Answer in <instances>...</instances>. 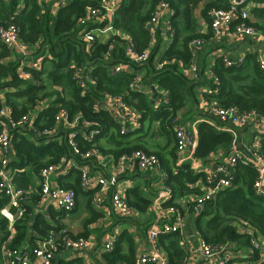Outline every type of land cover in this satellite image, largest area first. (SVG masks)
<instances>
[{
  "label": "trees",
  "instance_id": "obj_1",
  "mask_svg": "<svg viewBox=\"0 0 264 264\" xmlns=\"http://www.w3.org/2000/svg\"><path fill=\"white\" fill-rule=\"evenodd\" d=\"M203 1H210L203 13V17L209 21L211 20L209 13L212 10L229 11L230 9L229 0H122L115 17V29L130 37L138 51H143L147 49L150 42L146 24L151 19L153 11L159 3H169L174 11L172 25L176 34L162 60L182 61L188 67L192 64L193 57L189 48L190 43L196 39L206 43L214 36L212 28L206 35L193 34L186 38L180 36L185 26L182 21L183 15L188 16L192 8ZM98 2L69 0L70 4L67 7L53 14L50 8L43 12L38 0H11L9 3L0 0V28L15 24L19 27L21 38L26 44H38L40 50L45 49L39 57L35 58L40 51L34 55L35 60L42 59L40 70L25 68L31 76L30 80L19 78L17 62L6 67L2 66L1 59L8 55V51L0 54V80L2 81L0 88L13 89V91L7 90L6 95L7 105L12 110L14 119L28 114L39 104L47 101L48 107L38 114L37 126L40 129L52 128L55 115L61 108H65L71 116L81 113L88 121L99 124L101 134L96 136L95 143L105 155L111 154L116 160L124 154L137 150L156 155L161 162L162 169L169 174L168 184L172 190L173 200L171 204L178 208L174 200L201 194L200 189L195 188V185L199 180H205L203 174L194 173L190 163L177 166V142L173 131V120L190 103V99L193 101L197 99L194 86L178 73L176 64H170L155 71L149 69L147 65L154 59L158 45L152 52L149 63L142 67L133 66L131 73L124 72L112 76L110 71L113 65L129 64L125 55L126 40H121L118 36L103 41L97 39L91 50L87 52L86 44L79 35L81 27L78 23L84 15L85 8L89 5L97 6ZM256 2L263 4L264 0H256ZM250 17L244 23L256 30L264 31V7L253 8ZM186 24L189 25L190 21ZM108 52H110V60L104 62L102 56ZM252 59L231 67H225L223 60H219L214 68V74L219 83L218 92L212 96H206L208 101L215 102L223 108L234 107L240 112H256L264 118V75L257 61L254 62V77L248 74L249 63ZM73 65L93 68L92 77L95 85H92L86 92H83L73 79ZM144 69L147 70L146 76L148 74L152 80L147 82L143 75V83L149 87L157 84L160 89L168 93V103L158 109L151 105V100L147 99L145 94L130 91V84L136 72L142 73ZM211 88H213L212 82ZM106 94L124 95L126 101L142 114V128L135 133L123 135L118 124L108 113L96 111L94 108L96 102L101 101ZM160 97L161 94L156 96V98ZM210 119L214 121L213 118ZM218 124V122L215 124L201 122L197 125L198 144L194 151L195 159L209 162L210 156L219 150L227 154L231 153L234 137L231 133L222 130V125ZM155 128L158 129L157 134L161 138L160 141L166 144V149H170L167 161L164 160L161 152L146 148L142 144V137H137L134 144L127 143L136 136L135 134H145V130L153 131ZM12 134L15 156L9 164V169L15 174L16 184L20 188L33 187L38 191L37 182L40 171L50 165L60 164L63 160L66 162L73 160L78 166L95 164L92 159L85 160L73 153L68 145L65 132L55 137H38L26 129H20ZM57 136L61 139H56ZM102 139L109 140L115 148L104 149L101 145ZM77 142L83 152L93 146L80 136ZM258 151L264 158V136H261ZM171 164L172 167H170ZM73 175L69 182L63 181V178L59 182L61 187L74 190L78 196L85 192L81 187V173L78 169H74ZM255 179L256 171L249 165L238 162L232 185L220 192L214 201L204 206L196 220V226L199 234L207 243L216 246L229 241L237 245V250H245L247 253L249 249H253L251 237L239 231V224L250 228L258 239L264 241V198L255 194L253 189ZM86 192L92 196L94 194V191ZM28 200L34 207L39 203L40 195L31 194ZM7 203L8 199L0 195V210ZM129 204L146 211L150 206V201L139 198L137 203H134L129 199ZM33 207L26 206L27 214L23 220L16 222L13 233L9 230L8 221L0 214V253L5 250L13 251L24 248L27 242L35 246L36 240L46 237L50 231L61 232L65 229L64 226L58 224L54 226L41 214L35 216L31 232L28 218L29 214L33 213ZM48 213L52 220L63 217L54 209H50ZM97 218L98 216L95 215L91 220H87L85 227L87 228L88 224L96 221ZM85 234L76 237L68 231V235L74 239L87 238L88 233ZM128 235L125 232L120 236L115 242L114 250L106 254L109 264H132L134 262L136 247ZM170 237L172 236L166 235L163 239ZM174 238H178L176 234ZM124 239L129 244L127 254L122 250ZM164 248L169 254L170 264L184 262V254L176 242H171ZM259 261L260 254L257 251L249 260H239L236 264H264ZM229 264H234V262Z\"/></svg>",
  "mask_w": 264,
  "mask_h": 264
},
{
  "label": "built area",
  "instance_id": "obj_2",
  "mask_svg": "<svg viewBox=\"0 0 264 264\" xmlns=\"http://www.w3.org/2000/svg\"><path fill=\"white\" fill-rule=\"evenodd\" d=\"M9 3L11 0H3ZM45 0H39L43 3ZM55 1L54 11L67 7L69 0H48ZM122 0H99L97 6H87L83 17L78 25L81 27L80 36L86 44V50L89 52L97 39L107 40L113 36H118L121 40H126L125 55L129 64H116L111 67V75L116 76L119 73L133 71V66L142 67L149 63L151 54L158 45L159 39L170 41L174 37V28L172 18L174 11L169 3L161 2L157 5L151 15V19L146 24L149 33L150 42L147 49L138 51L131 38L115 29V17L120 8ZM229 11L212 10L211 28L214 37L221 38L224 35L237 38L256 37L258 30L252 26H247L244 21L249 20L250 12L261 3L256 0H229ZM237 22V23H236ZM235 23V25H234ZM0 42L6 46L13 59H19L22 67L40 70L41 59L32 60L38 52L39 45L26 44L20 34V29L15 24H9L0 28ZM204 46L202 40H193L189 48L192 54H195ZM104 62H109L110 52L103 56ZM225 67L241 65L243 60L233 62L228 56H223ZM171 62L163 61L161 68L170 65ZM259 69L264 75V54L258 58ZM73 79L77 85L86 92L95 85L92 77L93 68L73 65ZM130 91L134 93H144L143 75L136 72ZM192 77L196 80L199 77L198 67L191 65ZM213 88L205 90L207 96H212L218 92V79L212 78ZM161 97L155 102V109L168 103V93L163 90ZM207 112L220 123L224 124L223 130L229 132L234 137V150L230 156L222 162L214 163L207 173L205 180L201 181L203 187L201 194L190 195L191 205L197 210L216 199L218 194L232 185L235 168L238 162L249 165L256 171V179L253 185L255 194L264 198V158L254 147L244 146L242 150L238 149L236 140V128L253 127L260 136H264V118L256 112H240L234 107L223 108L215 102H207ZM45 105L39 104L28 114L14 119L12 110L5 105L1 99L0 91V195L8 199V203L0 210V214L8 221L9 230L13 233L16 222L23 220L27 214L26 206L29 204L31 194H39L40 201L38 205L43 210L55 209L58 211L70 213L76 207L77 194L74 190L61 187L60 180L68 174L71 168L78 169L81 173V187L84 191H94L92 202L100 210L109 200L111 208L120 216L127 218L132 215V207L128 203L126 193L129 188V182L120 180L123 176L131 175L136 171L147 173L154 171L159 173L160 191L152 203V210L155 213V222L149 230V238L156 248V244L161 235H170L179 233L183 227V215L181 211L172 205V190L169 187V174L162 169L161 162L156 155L144 151H133L124 154L117 160L110 156L114 162L113 172L110 177L93 172L92 165L78 166L74 161H62L57 165H50L43 168L39 173L37 182L38 191L34 188L24 189L17 186L15 174L9 169L15 151L13 148L12 132L20 129H26L35 136L55 137L61 132H65L68 145L72 148L75 155L88 160L92 159L97 164L104 160V156L95 143L96 136L101 134L99 124L88 121L80 114L71 116L70 112L61 108L54 119V126L49 129H40L37 126L39 112L44 110ZM96 111L108 113L120 127L123 135L135 133L142 128V114L125 99L124 95L113 96L106 94L101 101L95 104ZM179 117L173 120L175 138L177 142V154L181 163L185 160L186 151L194 152L198 140L191 129H184L179 125ZM82 137L85 142L92 143L93 146L88 151L83 152L79 145L78 137ZM56 139H61L57 136ZM181 165V164H179ZM238 229L243 234L251 237L253 249L245 253L243 260H249L255 252L260 254V263H264V241L258 239L250 228L243 224L238 225ZM116 238L113 237L107 243H104L101 252L111 253L114 250ZM97 244L91 237L74 239L68 235L67 230L61 232L50 231L48 235L39 239L35 246L24 247L18 250L5 252L3 264H53L57 252L61 250H71L81 256L90 251ZM237 245L229 241L213 246L199 238L197 246L192 249L186 261L182 264H193L197 257L210 261L211 264H229L239 258ZM136 264H163L160 260L159 251L142 255Z\"/></svg>",
  "mask_w": 264,
  "mask_h": 264
},
{
  "label": "crops",
  "instance_id": "obj_3",
  "mask_svg": "<svg viewBox=\"0 0 264 264\" xmlns=\"http://www.w3.org/2000/svg\"><path fill=\"white\" fill-rule=\"evenodd\" d=\"M92 1L98 2L99 0H90V2ZM209 3L210 1L200 2L198 5L192 8L188 16H186L185 14L183 15L184 17L182 18L184 19L182 21L183 23H185V26L182 28L180 36L186 38L192 36L193 34L206 35L209 32L212 23V17L210 13H209L211 18L210 21L206 20L203 17L205 7ZM21 4L24 5V2L21 1ZM38 4L39 6L42 7L43 12L48 8H50L53 14L57 13L58 11V10L54 11L53 9L55 1L45 0L43 3H39L38 0ZM256 7L263 8L264 3L259 4ZM181 9H184V7H181ZM189 21L190 24L189 25L186 24V22L189 23ZM258 32L259 33L256 37L236 39L235 37H230L227 34L222 36L221 38H216L213 36V38L209 39L206 43L204 42V46L195 54H193L192 57V64L196 65L199 71V77L196 80L192 77V73H191L192 64L186 67L182 61L171 62V64H176L175 66L177 68L178 73L187 82H189V84L194 86V91L196 95L195 97H197V99L194 101L193 99H190V103L187 104L185 109L181 110V112L179 113L180 115H178V117L180 120L179 125L182 126V128L184 129H191L195 133L197 140H198L197 125L199 123L208 122L210 124H215V122H218L219 123L218 125H222L221 127L222 130L223 127L225 126L224 124L220 123L217 119L209 115V113L207 112L208 99L206 98L207 95L205 90L211 88L212 78L215 76L214 68L217 62L219 60H223L222 58L223 56H228L233 62H237L238 60H243L244 62L245 60L247 61L253 58L252 59L253 61L251 60L249 63V68L247 71L248 74L252 75L253 78L255 74L254 62L257 61L258 63L259 56L264 54V31L258 30ZM175 34H176V30L174 29V37L170 41H165L162 38L159 39L158 49L155 53L156 55L154 59L147 65L150 70L155 71L161 69L160 65H161L162 57L169 49L170 45L173 43ZM6 50L8 51V55L1 59L2 66L6 67L9 66L10 64L17 62L19 64V67L17 68V74L19 78L23 80H30L31 76L29 72L26 71L25 69L26 67L24 68L21 66V62L19 60L20 58L13 59L10 50L0 42V54H3ZM38 52H37L38 55L35 58L43 54V52H45V49L43 48L42 50H40L39 47ZM33 59L34 56H32V60ZM41 63H42V59H41ZM146 72L147 70L144 69L142 71V75L146 77L145 80L147 82H151L152 78L148 76V74L146 76ZM248 81H250V79ZM1 83L2 81L0 80V84ZM143 86H144L143 94L146 95L147 99L151 100V105H153V107L155 108L156 107L155 102L157 100L156 96H158L163 90L160 89L157 86V84L153 87H149L143 83ZM1 89L2 88H0L1 99L3 103L7 105L8 104L7 95H6L7 90L13 91V89H7V90L6 89L1 90ZM43 104L47 108L49 103L45 101L43 102ZM207 116L213 118L214 121ZM218 125H216V127L220 129ZM173 131H174V127H173ZM235 132L237 135L236 143L238 149L242 150L244 146L254 147L256 149H259L261 136L253 127L236 128ZM157 133H158L157 128H155L153 131L145 130V135H151V137L153 136L154 141H156L157 143V150L154 151L161 152L162 156L164 157V160L167 161L170 156L169 153L170 149L165 148L166 144L160 141L161 138ZM135 135L136 136L128 140L127 143L134 144L136 142L137 137H142V134L139 135L135 134ZM101 145L103 146L104 149L115 148L113 143L111 144L109 140L106 139H102ZM233 147L231 148V152L234 150ZM102 154L104 156V160L102 162H99L100 164L94 162L95 164L93 165V172L97 174H102L106 177H110L112 175L113 167L115 165L114 164L115 161L113 162L110 159V156L113 157V155L111 154L105 155L104 153ZM230 154H227L223 150H219L218 152L210 156L209 162H203L199 159H195L194 152L188 150L186 151L185 160L183 163H181V160L179 159V156L177 154L178 156L177 166H179V164L183 165L185 163H190L191 169L194 171L195 174H203L205 176V173L209 171V168L214 163L222 162L225 158L229 157ZM170 167H172V164ZM73 171L74 168H71L68 174L63 177V181L69 182L70 180H72V177L74 176ZM160 178H161L160 174L155 173L154 171L147 173H141L139 171H136L135 173L131 175L129 174L127 176H123L120 179L130 183L126 193L128 203H129V199L131 202L137 203V200L139 198L150 201V206L146 211H142L138 207L131 206L133 210L132 215L130 217L124 218L119 214H117L111 208L110 202L109 200H107V202L102 207V209L98 210L99 213L97 214L98 216L97 220L88 224L86 228L85 224L86 221L89 220L88 218L84 219L85 217H83L81 220L77 218H73L69 221L66 220V218H64L65 216L68 215L66 214V212L63 213L62 211H58L54 209L55 212L59 213L60 215L62 214L63 217L61 216L62 219L57 218L55 220H52L48 213L50 209L48 211L43 210V208L40 207L38 204L33 207V204L29 202L28 206L33 207V213L29 214V218H28L29 229L32 232L35 216L42 214L54 226H56V224L60 226H64L65 230L71 232L73 236L77 237L84 233H86L85 235H87L88 233L87 236L91 237L94 240V242L97 244L95 247H93L90 251H88L82 256L71 250H61L57 252L53 264H80V262L81 264H109L107 261L106 254L101 252L102 245L104 243H107L113 237H115L116 240H118V238L122 236L125 232L129 234L128 236L134 242V245L136 247L135 260L132 264H136L138 259L142 255L153 253L156 250L159 251L161 262L163 264H170L169 254L167 253L164 246L168 245L171 242H176L178 244L179 249L184 254L185 257L184 262H185L192 249L196 248L199 238H202L197 229L196 220L201 214L203 209L197 210L195 206L191 205L190 202L191 200L187 199V197L176 198L174 200V203L179 206L178 208L184 217L183 227L181 228V231L179 233H175L178 237L177 239L174 238V234H170L169 236L172 237H170L169 239H163V237H166V235H161L156 244L157 247L155 248L149 238V230L156 219L155 213L152 210V203L154 202L158 192L160 191V186H159ZM202 187L203 185L201 183V180H199L196 183L195 188H199L201 191ZM82 195H86L89 198L87 201L88 208H91V206L94 205L92 202V195H89L85 191L78 194L76 201L77 206L73 212H75L78 209L80 205L79 200ZM38 240H36V242ZM26 247H33V245L30 242H27ZM122 250L125 254H127L129 251V244L128 241H126V239L122 241ZM5 252L6 250L0 253V264H3L4 262ZM239 253H240L239 258L232 261L234 262V264H236L239 260H243V257L246 252L245 250H241ZM193 264H211V262L202 259L200 257H197V260Z\"/></svg>",
  "mask_w": 264,
  "mask_h": 264
},
{
  "label": "rangeland",
  "instance_id": "obj_4",
  "mask_svg": "<svg viewBox=\"0 0 264 264\" xmlns=\"http://www.w3.org/2000/svg\"><path fill=\"white\" fill-rule=\"evenodd\" d=\"M142 140H143L142 144L145 145L146 148H148L149 150H157V143L156 141H154L151 135L142 134ZM88 199L89 198L86 195H82L79 200L80 205L78 209L75 212L66 213L68 215L65 216L64 218H66V220L69 221L73 218H77L81 220L83 217H85L84 219L88 218L89 220H91L99 212L94 205H92L91 208L87 207Z\"/></svg>",
  "mask_w": 264,
  "mask_h": 264
}]
</instances>
